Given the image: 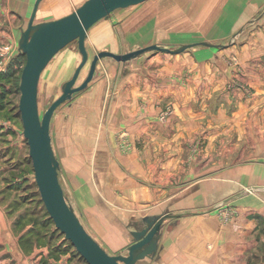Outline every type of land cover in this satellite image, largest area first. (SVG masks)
<instances>
[{
    "label": "rangeland",
    "instance_id": "obj_1",
    "mask_svg": "<svg viewBox=\"0 0 264 264\" xmlns=\"http://www.w3.org/2000/svg\"><path fill=\"white\" fill-rule=\"evenodd\" d=\"M83 1L76 0L74 9ZM254 1L258 2L256 9L242 8L232 25L226 28L228 31L221 30L218 34L212 28V18L199 19L193 14L194 4L205 5L209 0H148L140 6L114 10L107 19L100 20L97 29L86 35L88 60L75 85L87 75L92 56L98 51L124 53L129 49L135 39L130 18L154 2L161 7L155 17L164 13L171 15L175 27H163L165 32L150 33L148 38L153 43L170 48L178 47L180 42L209 41L219 45H197L177 55L160 52L150 57L147 53L133 62L135 70L126 76L121 75V62L112 58L100 59L88 86L74 93L54 111L50 134L60 163L59 181L70 198L73 186L83 192L81 202L73 203V208L86 230L107 252L117 254L121 251L109 248L94 228L109 232L105 236L108 239L115 237L110 231L125 228L124 213L130 210L123 212L117 207L121 193L115 179L118 173L126 172L131 163L135 172L130 173L129 169L128 173L135 181H146L151 174L160 184L169 178L180 187L199 178L218 175L230 162L236 165L264 163V152H254V149L264 147V134H258L259 129L264 130V91H259L256 85L261 80L264 82V0ZM6 45L12 51L17 48L16 42ZM14 57L12 55L4 61V67ZM80 60L76 41H72L61 48L42 70L37 86L40 114L60 95L61 85L72 76ZM23 62L25 57L13 64L15 73L5 82L6 94L0 106V213L11 221L13 230L7 241L27 243L26 253L36 245H47L50 251L56 245L58 251L52 257L59 264H87L67 241L64 242V236L55 231L33 178L22 123L16 115L20 93L14 85ZM144 82L155 88L181 87L179 103L189 104L197 110L201 108L203 116L194 122L186 114L187 118L182 120L185 122L175 121L171 118L173 98L160 94L154 99V104L159 105L154 126L145 127L146 122H135L134 117L124 115L122 109L132 99V83ZM259 85L262 87L264 83ZM218 107L221 108L219 117ZM229 126L235 128L226 136L223 130ZM178 129L183 137L175 136ZM240 129L248 132L238 138ZM219 132L224 134L216 136ZM241 146L249 148L242 152ZM229 147L235 152L228 154L225 149ZM120 157L129 159L125 166ZM169 172L171 177H168ZM246 191L252 189L246 187ZM160 204L154 203L151 208L165 205L163 201ZM83 208H87V213ZM206 210L222 221L236 215V209L225 201ZM86 216H93V227ZM14 254L21 258L16 252ZM0 258L10 257L0 254Z\"/></svg>",
    "mask_w": 264,
    "mask_h": 264
},
{
    "label": "crops",
    "instance_id": "obj_2",
    "mask_svg": "<svg viewBox=\"0 0 264 264\" xmlns=\"http://www.w3.org/2000/svg\"><path fill=\"white\" fill-rule=\"evenodd\" d=\"M75 1L41 0L36 12L35 21L49 20L65 15L74 9ZM146 1L148 0L132 6H140ZM33 2L34 0H0V46L15 42L17 44L20 31L27 24ZM158 4H155V2L154 4H149L144 9L136 11L130 18L129 22L134 26L132 37L135 39L129 49L127 48L125 51L153 43L154 41L148 38L150 33H154L155 31L165 32L163 27H175V22L173 21V17H170L171 15L164 13L159 18L155 17V12L161 8ZM257 5L258 2L256 3L254 0H209V3L205 5L194 4L193 14L198 16L199 19L201 17L212 18V28L215 29L214 33L218 34L221 30L225 32L226 28L232 25L242 8L252 11L256 9ZM162 7L164 6L162 5ZM162 17L165 18L161 19ZM100 20L88 29L87 36L94 29H97ZM94 33L97 35V32ZM160 52L162 51L148 53L151 57ZM162 53L166 54L167 52ZM17 54L18 52H15V55ZM143 55L127 63L117 61L122 63L121 75L126 76L130 71L133 74L132 71L135 70L132 67L133 62ZM72 56L71 53V59ZM9 63L6 65L5 72ZM260 82L264 83L263 80ZM259 83H256L258 90L264 91V86L261 87ZM256 85L254 82V86L257 89ZM150 86L146 82L142 84L132 83V99L122 109L124 115H131L137 123L144 121L147 123L145 127L151 126L152 128L159 108L158 104H154V99L158 98L161 94L163 96L169 95L170 98H173L174 113L171 118L175 121L185 122L182 120H185L189 115L196 122L203 116L201 108L197 110L189 104L182 105L179 103L178 98H181V93L179 92L181 87L155 88L154 85ZM142 101H145V103H140ZM217 109L218 114L221 108L218 107ZM223 121L225 120L223 119ZM226 121L231 123L230 120ZM232 128L235 127L229 126L228 129H225L226 131L223 130L226 136L232 133ZM143 130H146V128H143ZM246 131L240 129L241 133L237 134L238 138L243 137L242 133ZM263 131L259 129L258 134L263 136ZM224 133L219 132L216 136ZM182 134L180 129L175 131V136L183 137ZM239 148L243 152L249 146H241ZM225 150L228 154L235 152L232 147ZM254 152L262 154L264 147H258L254 149ZM119 160L124 166L129 161V159L121 157ZM131 164L126 169V172L118 173L117 179H115L117 181L116 186L120 187L121 193L119 197L120 202L118 201L117 207L123 212L130 210L129 213H124L126 217L125 228L115 229V231L109 230L110 233L115 234L114 239L106 238V234H109V232L104 233L98 231V228H94L109 248L123 251L131 242L129 230L136 220L146 215L168 212L172 216L164 221L162 235L159 240L160 248L157 254L152 258L140 259L135 264H264L263 162L257 161L238 165L230 162L220 174L196 179L190 185L183 187L174 185L169 178L160 184L154 181L151 174H148L146 181L142 179L135 181L133 175L128 173L129 169L132 171L130 173L135 172L134 166L132 167ZM170 173H168V177H171ZM246 187L251 188L252 191H246ZM71 189L72 198L67 194L65 196L67 195L66 198L73 206V203L81 202L80 198L83 192L77 186H73ZM160 201L164 202L165 205L163 207L151 208L154 203L161 205ZM224 201L236 209V215L230 217V219L222 221L213 212L206 210ZM83 209L86 211L87 208ZM86 218H88V222L93 227V216H86ZM10 226L11 221H7L5 215L0 213V254L2 256L6 254V256L10 257L9 259L0 258V264H43L44 261L47 264H59V261L53 260V254L47 245H36L31 251L28 249L30 252L26 253L27 247L25 243L21 244L17 241L16 243H11L7 241L11 239L13 231ZM15 252L21 258L14 256Z\"/></svg>",
    "mask_w": 264,
    "mask_h": 264
},
{
    "label": "water",
    "instance_id": "obj_3",
    "mask_svg": "<svg viewBox=\"0 0 264 264\" xmlns=\"http://www.w3.org/2000/svg\"><path fill=\"white\" fill-rule=\"evenodd\" d=\"M41 0H34L26 26L21 29L17 47L25 57L20 73L18 112L22 135L28 146L33 178L40 199L54 226L63 234L87 264H135L138 260L154 257L160 248L164 221L172 215H146L135 221L129 230L131 242L117 253L107 252L86 230L75 209L65 196L59 181L60 163L52 145L50 122L56 108L70 100L74 93L85 89L92 80L97 62L102 58L127 63L141 55L162 51L180 53L195 45L217 46L209 41L183 43L170 48L157 43L116 53L100 50L92 56L89 70L79 85H75L81 68L88 60L85 37L88 29L98 20L107 18L119 8L139 4L145 0H84L69 13L58 18L35 21ZM76 41L81 60L72 76L61 85V93L40 114L37 86L42 70L65 45Z\"/></svg>",
    "mask_w": 264,
    "mask_h": 264
},
{
    "label": "trees",
    "instance_id": "obj_4",
    "mask_svg": "<svg viewBox=\"0 0 264 264\" xmlns=\"http://www.w3.org/2000/svg\"><path fill=\"white\" fill-rule=\"evenodd\" d=\"M24 58V55L23 54H21L20 52L17 54V55H15V57H14V60L12 61V62H10L9 63V65H8V68H7V70H6V72H4V73H1L0 74V106H1V104H2V102H3V100H4V96H5V94H6V92H5V90H6V86H5V82L8 80V78H11V76L15 73L14 72V69H13V64H15V61L16 60H19V58ZM24 63V62H23ZM22 63V64H23ZM19 76H20V71H19V74H18V77H17V79H16V82H15V89L17 90V91H19V88H18V85H19ZM16 115L17 116H19V112L18 111H16ZM24 141H25V139H24ZM26 142V141H25ZM32 170H33V168H32ZM41 200V199H40ZM43 203V202H42ZM43 207H44V205H43ZM44 209H45V207H44ZM45 212H46V214H47V216H48V218H49V220L53 223V221H52V219L50 218V216H49V214H48V212L46 211V209H45ZM15 223H17V220L15 221ZM53 225H54V223H53ZM54 229H55V231L56 232H58V234L59 235H63L55 226H54ZM65 241H67L68 242V244L71 246V247H73L72 245H71V243L68 241V240H66V239H64V242ZM25 243V242H24ZM25 244H27V243H25ZM74 248V247H73ZM74 250H75V248H74ZM58 250H57V247H56V245L52 248V250H51V252H52V254H55L56 252H57ZM75 253H77L78 255H79V253L75 250ZM80 256V255H79ZM80 258L82 259V260H84L81 256H80ZM85 261V260H84ZM86 262V261H85Z\"/></svg>",
    "mask_w": 264,
    "mask_h": 264
},
{
    "label": "built area",
    "instance_id": "obj_5",
    "mask_svg": "<svg viewBox=\"0 0 264 264\" xmlns=\"http://www.w3.org/2000/svg\"><path fill=\"white\" fill-rule=\"evenodd\" d=\"M15 52H18L19 53L18 47H17V49H15L14 51H12L9 45H2V46H0V71L2 69L5 70L6 67H4V61L9 60L12 57V55L14 56L15 55ZM165 114H167V113L165 112ZM165 114H163L162 117Z\"/></svg>",
    "mask_w": 264,
    "mask_h": 264
}]
</instances>
